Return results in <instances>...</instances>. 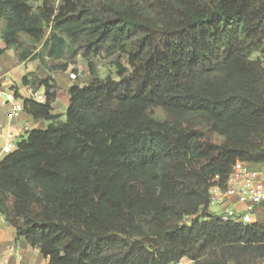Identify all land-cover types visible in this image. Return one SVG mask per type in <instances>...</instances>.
<instances>
[{
	"label": "trees",
	"instance_id": "16d2710c",
	"mask_svg": "<svg viewBox=\"0 0 264 264\" xmlns=\"http://www.w3.org/2000/svg\"><path fill=\"white\" fill-rule=\"evenodd\" d=\"M1 20L0 56L24 36L43 54L21 61H62L67 40L115 57L116 79L87 62L63 120L52 78L21 79L47 125L0 161V214L46 264H264V225L208 211L237 162L264 163V0H0Z\"/></svg>",
	"mask_w": 264,
	"mask_h": 264
},
{
	"label": "built area",
	"instance_id": "2783aa9c",
	"mask_svg": "<svg viewBox=\"0 0 264 264\" xmlns=\"http://www.w3.org/2000/svg\"><path fill=\"white\" fill-rule=\"evenodd\" d=\"M79 75L75 72L69 74V79L75 81ZM30 100L39 104L45 103L42 93H30ZM0 105L6 110L8 122L0 125V154L7 156L17 149L19 142L28 132L26 125L16 126L24 113L23 100L17 97L12 89L0 91ZM242 207L235 211L232 204ZM264 204V174L248 171L244 163L237 162L231 173L227 176L223 187L212 185L208 190V211L212 207L219 208L218 212L210 213L219 217L223 222H234L242 225L252 223L251 214L255 207ZM0 219L3 216L0 214ZM15 253L16 264H21L22 257L17 254V248L0 258V264H6L9 256ZM177 264H193L183 259Z\"/></svg>",
	"mask_w": 264,
	"mask_h": 264
},
{
	"label": "crops",
	"instance_id": "0c3cea01",
	"mask_svg": "<svg viewBox=\"0 0 264 264\" xmlns=\"http://www.w3.org/2000/svg\"><path fill=\"white\" fill-rule=\"evenodd\" d=\"M2 42L1 49H3L4 43ZM11 52L6 50L2 56H10ZM11 60L7 66L3 70H1L2 75L4 76L3 82H0L1 87L6 89L9 87V78L10 81H14L15 87L17 89V95L20 99H30V93L33 92L32 88L25 87L21 84V79L23 76L27 74H35L41 80H44L48 77L52 78L55 82L57 89H55V101L51 105L52 114L60 115L61 120H63L64 113L67 108L68 103V90L71 86L75 84L85 85L90 82V78L87 77L88 72L87 69L84 68L82 74L87 77L84 79V82L79 83L78 81H72L69 79V73L66 75L65 73H56V74H49L43 67L38 60H29L27 58L23 61L16 60L13 55L11 54ZM254 57H259L263 61L264 65V54H255ZM55 63V62H54ZM57 63V62H56ZM51 66L55 65L52 63ZM5 71V73H4ZM9 75V78L6 76ZM79 75V74H78ZM15 76V77H14ZM11 87V86H10ZM37 93L44 94V89L40 88L36 91ZM35 93V92H33ZM8 122L7 113L4 108L0 105V125H3ZM14 125H26L28 127V132L32 130H43L46 128L47 123L42 120H33L27 115H22L19 120L14 122ZM4 155L0 154V161L4 159ZM245 167L248 171L263 173L264 174V163L260 164H245ZM235 211L242 210V207L236 204L231 205ZM252 223L264 225V204L257 206L254 208L251 214ZM17 248V254L21 255L22 261L21 264H46L47 260L42 256L40 251L37 248H32L22 238H18L16 236L15 229L11 227L5 219H0V258L4 257L10 251ZM17 259L15 257V253L9 256L8 262L6 264H16Z\"/></svg>",
	"mask_w": 264,
	"mask_h": 264
},
{
	"label": "rangeland",
	"instance_id": "374dc122",
	"mask_svg": "<svg viewBox=\"0 0 264 264\" xmlns=\"http://www.w3.org/2000/svg\"><path fill=\"white\" fill-rule=\"evenodd\" d=\"M47 3H48V6L50 8H53L54 10H58V8L60 6H62V0H46ZM41 3H38V4H35L34 6H40ZM4 28V21L1 20L0 21V34L2 32ZM50 28H45L44 29V37L46 38L50 32L49 30ZM21 41L23 43V48L21 50L17 52H15L14 50H9L11 52V54L13 55V57L17 60L19 55L20 54H25V53H40V54H43V51L40 49V46L39 44L35 45L33 43H31L30 41L27 40L26 37L22 36L21 37ZM0 46H2V42L0 41ZM78 45H73V43H71L70 41L67 40V49H66V53H65V56H64V59L62 61H59V62H55L52 61V60H48V59H44L42 60V62L40 63L41 64V67H43L46 71L49 72V74L53 75V74H56V73H65L66 72V75L71 72H75L76 74H79V76L77 77V79L75 81H78L79 83H82L84 82V79L89 77H85L82 72L85 69H87V62H90L94 68V71H95V74L97 77L99 78H104L106 75H113V72H114V68H113V65H112V61L115 59L114 56H106L104 54H101L97 57H90L89 59L85 60L83 59L82 55H81V50L78 49ZM11 54L10 56H0V82H3V78L4 76H1L2 75V71L5 66L8 65V63L10 62L11 60ZM29 60H33V59H29ZM121 62L122 64H124L126 66V58L125 57H121ZM52 63L55 64L53 66H65L64 67V70H53L52 67L50 64ZM87 72H88V69H87ZM5 73V71H4ZM15 77V76H14ZM6 78H9V75L6 76ZM113 78L116 79V77L113 75ZM11 79L9 78V87H6V89L2 88L1 87V84H0V91H7L9 89H12L15 93V95L17 94V89L15 87V83L14 81H10ZM11 86V87H10ZM54 86H55V89H57V86L54 82ZM152 117L156 120H159V121H164V120H169V116L161 111V110H155L153 111L152 113ZM209 211L211 213L213 212H218L219 211V208L217 207H212L209 209ZM263 261H258V263H261Z\"/></svg>",
	"mask_w": 264,
	"mask_h": 264
}]
</instances>
